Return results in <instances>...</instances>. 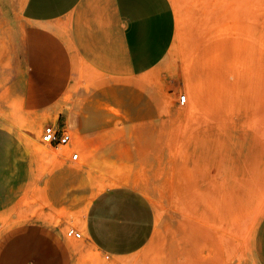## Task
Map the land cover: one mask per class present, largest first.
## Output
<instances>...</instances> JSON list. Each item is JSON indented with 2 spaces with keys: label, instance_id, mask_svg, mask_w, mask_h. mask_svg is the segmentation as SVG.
Here are the masks:
<instances>
[{
  "label": "rangeland",
  "instance_id": "374dc122",
  "mask_svg": "<svg viewBox=\"0 0 264 264\" xmlns=\"http://www.w3.org/2000/svg\"><path fill=\"white\" fill-rule=\"evenodd\" d=\"M171 2L176 36L154 71L76 84L38 109L16 97L25 0H0V99L8 101L0 104V125L27 144L32 176L25 191L37 194L28 208H48L36 198L52 174L66 166L79 172L78 213L65 219L50 211L56 225L63 220L78 264H264V0ZM59 122L72 139L56 146L66 152L54 158L41 134ZM200 143L211 159L198 157ZM204 162L220 169L219 191L202 174ZM120 184L149 198L156 225L140 252L116 260L97 252L77 221L93 196ZM71 229L81 237L69 236Z\"/></svg>",
  "mask_w": 264,
  "mask_h": 264
},
{
  "label": "crops",
  "instance_id": "0c3cea01",
  "mask_svg": "<svg viewBox=\"0 0 264 264\" xmlns=\"http://www.w3.org/2000/svg\"><path fill=\"white\" fill-rule=\"evenodd\" d=\"M22 16L25 58L16 97L38 109L71 94L76 84L154 71L176 36L171 0H27ZM24 146L0 125V264H78L63 220L56 227L50 211L65 219L78 213L73 199L80 174L69 166L52 174L36 198L48 208H28L37 194L25 191L32 166ZM77 225L97 252L120 260L151 241L156 217L140 190L118 185L100 191Z\"/></svg>",
  "mask_w": 264,
  "mask_h": 264
},
{
  "label": "bare ground",
  "instance_id": "6f19581e",
  "mask_svg": "<svg viewBox=\"0 0 264 264\" xmlns=\"http://www.w3.org/2000/svg\"><path fill=\"white\" fill-rule=\"evenodd\" d=\"M27 0H25V2H26ZM263 1V0H262ZM25 4V3H24ZM24 6V5H23ZM263 7V6H262ZM263 9H264V7H263ZM258 10V9H257ZM259 15V14H258ZM260 23V25H262V22H263V26H264V17L262 18V17H260V19L258 20ZM264 31H262V33H261V35H260V37H261V42H264V33H263ZM259 40V39H258ZM258 40L256 41V43H257V45H258ZM262 44V43H261ZM262 46H264V43H263V45ZM259 47H261V45L259 46ZM204 67L206 68V66L204 65ZM205 68H203V69H205ZM263 68H264V66H263ZM207 69H205V71H206ZM264 72V71H263ZM206 73V72H205ZM205 73H203L204 74V78L203 79H205V78H208V76L207 77H205V75H207V73L205 74ZM208 73H212V74H214L213 72H209L208 71ZM211 75V74H210ZM148 79L149 78H144V79H142V80H140L138 83H143L144 81H148ZM208 80V79H207ZM207 80H203V81H205L203 84L205 85V83H207L206 81ZM259 84H262V85H264V83L262 82V83H259ZM203 88V87H202ZM201 88V89H202ZM264 87H262V89H263ZM203 91V93H204V90H202ZM263 91V90H262ZM264 92V91H263ZM264 94V93H263ZM202 95V94H201ZM200 95V97H202ZM204 95H205V93H204ZM262 98H264V95H262ZM260 99H261V95H260ZM202 100H203V98H202ZM264 99H261V101H263ZM261 101H259V99H258V102H260L261 103ZM202 102V101H201ZM260 103H259V105H260ZM262 104V103H261ZM264 105V102H263V104L261 105V106H263ZM257 107V106H256ZM264 107V106H263ZM261 109H263V111H264V108H260L259 107V111L261 110ZM221 111V110H220ZM262 111V112H263ZM257 112V114H261L262 112H258V111H256ZM253 113V112H252ZM264 113V112H263ZM262 113V115L264 116V114ZM188 114H189V112H188ZM262 115H258L260 118H263L262 117ZM223 116V115H222ZM254 116H256V113L254 114ZM257 116V117H258ZM256 117V118H257ZM259 119V118H258ZM218 120V119H217ZM216 120V121H217ZM261 120H263V119H261ZM261 120H259V121H261ZM218 122V121H217ZM263 122H264V120H263ZM263 122H261V124H262V127H264L263 125H264V123ZM60 123V122H59ZM52 125V124H51ZM254 125V124H253ZM257 125V124H256ZM64 126V125H63ZM250 126V125H249ZM255 125H254V129H255ZM226 129V128H225ZM224 129V130H225ZM257 130V129H256ZM261 130H263V129H261ZM261 130H259V131H261ZM258 130H257V132H259ZM43 132V131H42ZM225 132V131H224ZM221 133V132H220ZM262 132H260L259 133V135L261 134ZM216 134V133H215ZM41 136H42V134H41ZM198 141V140H197ZM196 141V142H197ZM43 142V141H42ZM218 142H220V140L218 141ZM36 144V143H35ZM206 145V144H205ZM203 143H200L199 144V151H198V157H201L202 155H203V152H204V150H203V146H205ZM63 146H65V145H63ZM53 148H51V147H48L47 148V151H46V153L48 154V155H50L51 157H54V158H57V156H64V153L66 152V147H62V148H60V149H57L55 146H52ZM39 149V148H38ZM39 151V150H38ZM41 152V151H40ZM204 154H205V158L206 159H211V157H210V155L208 154V152H204ZM204 164H205V162H204ZM202 174L203 175H205V177L206 178H209L210 179V187H213L216 191H219V189H220V185H221V174H220V169L218 168V166L215 164V163H213V164H209V163H206L205 164V166L202 168ZM230 175H227V177H229ZM248 177V176H247ZM126 179V178H125ZM124 178L122 179V181L124 180L125 182L127 181V180H125ZM121 180V179H120ZM249 180V179H248ZM247 180V181H248ZM121 181V182H122ZM128 182V181H127ZM126 182V183H127ZM131 183V182H130ZM224 184V183H223ZM222 184V185H223ZM121 185V184H120ZM98 194V193H97ZM96 194V195H97ZM95 195V196H96ZM95 196H93V197H95ZM80 228H81V226H80ZM83 231V230H82ZM85 234V233H84ZM85 236H86V234H85Z\"/></svg>",
  "mask_w": 264,
  "mask_h": 264
},
{
  "label": "built area",
  "instance_id": "2783aa9c",
  "mask_svg": "<svg viewBox=\"0 0 264 264\" xmlns=\"http://www.w3.org/2000/svg\"><path fill=\"white\" fill-rule=\"evenodd\" d=\"M187 101V96L183 95L181 97V102L185 103ZM42 141L45 144H48L50 146H60V145H69L71 142L72 137L67 133L64 127L60 125H51L48 124L44 127L43 132H42ZM73 160L77 161L79 159V155L74 154ZM69 236H73L75 238L81 237V233L77 232L74 229H71L69 231Z\"/></svg>",
  "mask_w": 264,
  "mask_h": 264
}]
</instances>
